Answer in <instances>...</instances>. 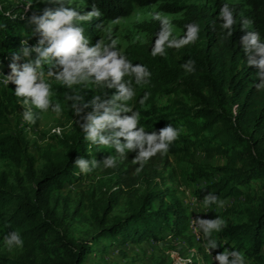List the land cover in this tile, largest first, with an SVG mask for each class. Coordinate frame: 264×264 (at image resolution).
<instances>
[{"label": "trees", "instance_id": "obj_1", "mask_svg": "<svg viewBox=\"0 0 264 264\" xmlns=\"http://www.w3.org/2000/svg\"><path fill=\"white\" fill-rule=\"evenodd\" d=\"M6 1L0 0V69L5 73L2 78L8 80L9 75H14L10 65L22 70L24 64L37 58L34 51L24 56L23 48L36 47L41 33L32 16L14 12ZM34 1L42 6L37 16L62 7L81 15L92 11L93 6L99 9L100 16L76 22L83 28L88 46L100 41V31L107 20L129 15L134 5L146 6L159 0H81L83 11L69 0ZM224 5L235 20L231 35L220 18ZM159 9L179 13L173 22L186 36L188 25H198V38L194 43L177 45L165 39L162 54L154 55L156 41L166 31L162 20L152 17L138 23L137 27L147 34L144 42H131L122 50L115 44V50L133 67L141 65L150 74L139 84L134 74L122 77L120 83L133 92L128 100L113 104L118 93L116 84L111 88L106 83L96 84L91 76L72 86L64 84L56 78L61 70L58 58L42 63L38 69L40 78L49 76L46 83L55 98V107L58 105L59 112L71 120V127L59 139L60 149L40 150L43 162L39 168L25 134L17 131L10 120V116L17 115L24 97L16 96L14 83H0V155L23 170L22 175L19 171L12 173L11 181L6 174H0V233L15 232L23 240L15 253L0 254V264H87L92 254L104 253L115 245L160 242L167 235L184 236L189 221L187 205L174 189L158 182L163 179L160 166L169 163L170 155L187 159L190 181L207 182L199 190L205 202L207 197H214L206 202L208 205L219 199L243 197L246 206L237 211L244 220L226 219L217 229L216 248L224 247L221 243L225 241L249 264H264V76L258 75L264 70L255 63L249 65V59L258 61L262 54L254 48L250 56L246 54L242 40L255 33L258 43L264 44V0L165 2ZM243 20L250 23L242 25ZM111 44L109 39L104 40V45ZM47 46L45 41L42 47ZM189 60L194 61V71L184 67ZM163 96L168 100L161 104L158 98ZM94 99L95 104L103 105L98 113L118 105L122 108L118 113L121 118L138 113L137 129L159 135L171 125L178 131V138L166 154L158 152L141 167L139 162L134 163L139 147L125 150L121 156L113 141L102 145L86 138L82 125L89 123L86 117L93 113ZM33 117L38 122V111ZM119 140L126 143L123 137ZM198 151L208 159L219 156L224 162H201L195 158ZM109 156L115 158V167L104 166ZM78 158L87 162L91 169L88 173L102 168L116 175L117 183L125 187L121 190L125 206L122 213H113L122 193L103 191L96 199L90 195L87 204L91 230L75 238L70 233L73 217L58 212L54 205L50 206V200L54 190L83 180L87 172L76 164Z\"/></svg>", "mask_w": 264, "mask_h": 264}, {"label": "rangeland", "instance_id": "obj_2", "mask_svg": "<svg viewBox=\"0 0 264 264\" xmlns=\"http://www.w3.org/2000/svg\"><path fill=\"white\" fill-rule=\"evenodd\" d=\"M212 0H159L146 6L134 5L129 15L107 20L104 28L100 31V43L104 45V40L116 41V45L122 50L127 44L137 41L144 42L147 39L146 32L137 27L138 23L155 17L157 13L162 18H167L170 22L171 34L167 41L172 44H180L186 38L182 29L176 26L174 19L179 18V13H167L159 9V5L165 2H175L178 4L197 2L210 4ZM231 3H244L245 0H225ZM7 4L14 12L21 16H37L42 8L41 4L34 0H7ZM76 8L84 10V3L81 0H69ZM161 20V19H160ZM167 30V29H166ZM96 43L89 44L88 47ZM5 73L0 69V83ZM47 82L49 76L41 77ZM39 79L37 83H39ZM4 84V83H3ZM9 84V83H8ZM26 98L24 97V100ZM24 100L17 109L16 116H10L13 127L25 134L29 142V152L36 158L35 166L39 168L42 164L40 150L44 148L60 149L59 139L68 132L71 127V120L55 109V98L50 92V104L47 110L36 108L32 104V98L28 97V103ZM161 104L166 103L167 96L159 97ZM38 111V122L29 123L24 119L25 112L34 113ZM88 113V111H85ZM195 158L201 162L211 165H219L224 160L219 156L206 158L202 152H196ZM162 165V164H161ZM163 179V187L174 189L175 194L187 205L189 221L188 229L184 236L174 238L167 235L160 242L144 240L140 244H130L113 247L104 253L92 254L87 264H224L220 256L226 257L227 264H232L236 253L231 245L225 241L221 243L222 248H216L217 229H209L207 232L202 226L205 222L221 221L226 219L233 221H243L244 217L237 210L246 206L243 197L219 199L216 203L208 205L199 188L207 182L205 180L190 181L188 178L189 163L183 156L173 157L170 155L169 163L160 166ZM19 171L23 174L22 168H18L8 159L0 155V174L7 175L9 181L12 180V173ZM138 186V185H137ZM258 183L253 184L256 189ZM136 187V185H135ZM122 184L117 183L114 173L106 172L102 168L94 169L91 172L84 173L83 180L64 184L61 189L54 190L50 200V206H55L58 212H65L70 219V233L75 238H80L89 234L92 227V219L89 214L88 198L90 195L94 199L98 198L103 191L110 194L122 193L124 190ZM125 194H121L119 204H117L113 213H122L125 206ZM75 208H78L75 210ZM193 216L198 221H194ZM199 223V233L197 232ZM7 233H0V254L6 252L15 253L18 246L9 248L5 244ZM264 252V247H263ZM243 264H249L243 260Z\"/></svg>", "mask_w": 264, "mask_h": 264}, {"label": "clouds", "instance_id": "obj_3", "mask_svg": "<svg viewBox=\"0 0 264 264\" xmlns=\"http://www.w3.org/2000/svg\"><path fill=\"white\" fill-rule=\"evenodd\" d=\"M99 9L93 6V10L81 15L70 8H60L56 11L45 10L42 16H32L31 20L37 24V30L41 33V39L38 45L34 48H23L24 56H29L31 52L38 54L34 61H30L23 65L22 70H17L16 65L12 64V72L14 75L8 76V82L16 85L15 94L18 97H25L24 103L27 104L28 97L32 98V104L41 110H47L50 104L49 85L40 79L38 69L42 63H50L51 58H58V65L61 70L57 73L56 78L64 84L72 86L73 84L81 83L87 80L90 76L94 77L96 84H104L111 88L113 84L118 87V93L114 95L112 103L116 100H128L133 96L132 90L125 86V83H120L123 76L135 75L136 82L141 83L145 77L150 74L141 65L132 66L126 58L115 50L116 41H112L111 45H102L99 41L88 47V40L83 36V28L77 26V21H90L93 17L100 16ZM156 19H161L166 31L156 41L153 54H162V45L165 39L171 34L170 22L167 18H162L159 13L155 15ZM220 18L224 21L223 27L228 28V35H231V27L235 23L232 12L227 5L221 8ZM250 21L243 20L242 25L249 24ZM187 36L181 43H194L198 38L199 26L191 24L187 26ZM244 41L245 53L249 56L253 48L261 55L258 61L249 59V65L254 63L256 66L264 70V44H259L258 35L249 33L242 37ZM48 42L47 47H42ZM171 46V45H170ZM188 71H194V61L189 60L184 65ZM259 76H264V71L258 73ZM111 77V82L108 78ZM39 79V83L37 80ZM94 110L92 114L86 117L89 122L82 125L86 132V138L93 143L99 142L102 145H111L113 141L116 146V151L123 156L125 150H133L136 147L140 148L138 155L134 158V163L139 162L141 167L147 160L157 154H166L169 145L178 138V131L171 125L163 128L159 135L155 132L145 133L143 128L137 129L138 113L131 116L121 118L118 113L122 110L120 106L111 108L105 107L103 113H98V109L103 107L102 104H95L93 101ZM59 111V106L55 107ZM127 111V109H123ZM24 119L29 123H34L35 118L29 112H25ZM118 129V130H117ZM133 129H137L133 131ZM108 132V135L103 133ZM123 137L126 143L121 144L119 138ZM147 144V148L144 145ZM76 164L81 171L88 172L91 169L83 158H78ZM116 161L114 157H107L104 162L105 167H115ZM140 171V169H137ZM208 200H214V197H207ZM207 232L209 229H219L222 226L221 221L205 222L202 225ZM5 244L11 248L13 246L22 247L23 240L15 232L10 233L5 237ZM235 259L232 264H243V257L239 253H234ZM220 260L227 264L226 257L221 255Z\"/></svg>", "mask_w": 264, "mask_h": 264}, {"label": "bare ground", "instance_id": "obj_4", "mask_svg": "<svg viewBox=\"0 0 264 264\" xmlns=\"http://www.w3.org/2000/svg\"><path fill=\"white\" fill-rule=\"evenodd\" d=\"M1 81H2L3 83H6V84L9 83L8 80H7V79H4V78H2Z\"/></svg>", "mask_w": 264, "mask_h": 264}, {"label": "built area", "instance_id": "obj_5", "mask_svg": "<svg viewBox=\"0 0 264 264\" xmlns=\"http://www.w3.org/2000/svg\"><path fill=\"white\" fill-rule=\"evenodd\" d=\"M193 218H194V221H198V220L195 218V216H193ZM197 232L199 233V223H198Z\"/></svg>", "mask_w": 264, "mask_h": 264}]
</instances>
